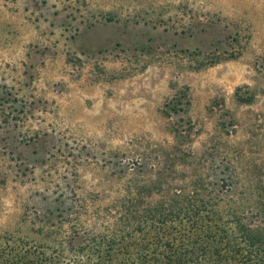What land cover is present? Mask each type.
I'll return each mask as SVG.
<instances>
[{
	"label": "rangeland",
	"instance_id": "obj_1",
	"mask_svg": "<svg viewBox=\"0 0 264 264\" xmlns=\"http://www.w3.org/2000/svg\"><path fill=\"white\" fill-rule=\"evenodd\" d=\"M200 174L264 194V0H0V264L80 258L120 182Z\"/></svg>",
	"mask_w": 264,
	"mask_h": 264
},
{
	"label": "trees",
	"instance_id": "obj_2",
	"mask_svg": "<svg viewBox=\"0 0 264 264\" xmlns=\"http://www.w3.org/2000/svg\"><path fill=\"white\" fill-rule=\"evenodd\" d=\"M222 185L204 174L120 182L92 216L102 232L80 239V258L53 264H264V194ZM23 257L3 262L25 264Z\"/></svg>",
	"mask_w": 264,
	"mask_h": 264
}]
</instances>
